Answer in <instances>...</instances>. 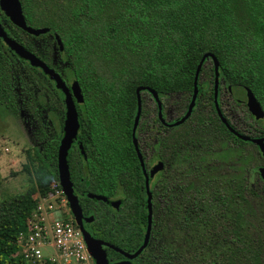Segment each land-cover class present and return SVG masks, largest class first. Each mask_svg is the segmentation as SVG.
<instances>
[{
	"label": "trees",
	"instance_id": "trees-1",
	"mask_svg": "<svg viewBox=\"0 0 264 264\" xmlns=\"http://www.w3.org/2000/svg\"><path fill=\"white\" fill-rule=\"evenodd\" d=\"M20 2L30 27L49 29L55 43V35L62 40L64 52L57 48L64 67L53 66L48 45L30 42L31 36L13 26L0 9L9 37L58 74L73 77L82 89L78 138L86 159L73 148L68 165L83 214L94 218L88 233L134 254L144 243L148 225L146 180L133 145L137 90H153L161 100L181 94L189 103L197 69L205 55H212L225 84L236 91L250 90L264 109V0ZM38 72L53 83L0 38V110L18 116L21 106L45 108L33 89ZM37 114L34 110L38 145L26 154L23 167L32 185L0 203V264H29L20 256L18 242L39 209L36 195L51 192L54 184L62 191L58 153L65 114L51 112L48 121ZM208 117L194 112L170 136L168 163L178 162L186 170L154 180L152 237L135 264H264V197L248 193L244 166L231 173L207 166L235 151L244 154L247 144L218 118ZM182 175L185 186H176ZM89 194L110 201L121 197L120 210L89 199ZM106 251L113 262L124 259Z\"/></svg>",
	"mask_w": 264,
	"mask_h": 264
},
{
	"label": "rangeland",
	"instance_id": "rangeland-1",
	"mask_svg": "<svg viewBox=\"0 0 264 264\" xmlns=\"http://www.w3.org/2000/svg\"><path fill=\"white\" fill-rule=\"evenodd\" d=\"M50 34V33H49ZM44 35L41 37L29 38L30 42L37 45H48L47 51L52 59L53 66L64 67L65 60L64 56L58 51L57 45L51 35ZM213 63L212 60H207L203 67V73L200 75L199 79V89H212L213 84ZM65 83L70 87L75 79L71 76H66L64 72L59 73ZM34 77L36 79L33 86L35 96L39 97L42 102H44L45 108L39 105H33L32 111L26 110L20 107V112L18 116H12L5 109L0 110V203L11 198L24 194L31 187V177L23 172V167L26 165V154L31 152L37 147L38 143L35 138L36 131L39 129V124L35 120L34 110L37 111V115L45 121H48L49 114L52 112L57 116L62 117L66 114L65 96L56 89L55 83H50L47 81L41 73H35ZM220 89H231L226 84L222 83ZM234 101L237 99L246 98L243 91L233 90ZM143 99V116L141 122L144 126L148 124L150 120L158 116V109L155 99L149 93H142ZM188 96H177L171 101V107L175 108L179 117L184 114ZM162 106L167 102V97L162 98ZM180 106V107H178ZM234 115L230 117V121L233 126L244 135H250L252 129L255 127V123L245 106L233 104ZM65 117V115H64ZM264 123L260 124L262 126ZM148 132L144 127L138 139L142 140L147 138ZM139 140V141H140ZM76 146V143H75ZM8 148L9 152H5ZM252 157V158H251ZM249 160L253 166H250L248 172V193L256 194L264 197V182L260 179L258 172L256 170L257 164L264 165L262 162V156L260 155L259 149L251 144L245 147V153L242 154L239 151H235L234 155L230 158L217 161H209L207 163L208 167H219L222 173H231L239 167L245 165V161ZM216 165V166H215ZM183 169V170H181ZM185 165L182 166L178 162H174L172 165L169 164L165 173L161 175L171 174L176 175L184 172ZM161 175L159 177H161ZM176 186L183 187L186 184V180L183 175L180 176L178 181L174 182ZM58 184H54L51 187V192L45 193L42 196L39 191L36 198L39 200V209L35 213L34 218L39 221L44 227L48 228L51 232L52 225L56 221L62 219H70L73 217L70 208L67 204V199L61 191ZM114 200H122L121 197ZM162 206V205H161ZM52 207V209H50ZM154 213V211H153ZM161 210H157L155 215L156 221L160 219ZM42 257L44 259H49L51 257L57 258L56 249L46 246L42 248ZM58 260V258H57ZM29 264H34L33 262ZM38 264H48L46 262H38Z\"/></svg>",
	"mask_w": 264,
	"mask_h": 264
},
{
	"label": "water",
	"instance_id": "water-1",
	"mask_svg": "<svg viewBox=\"0 0 264 264\" xmlns=\"http://www.w3.org/2000/svg\"><path fill=\"white\" fill-rule=\"evenodd\" d=\"M0 9L2 13H4L5 16L10 20L13 26L27 33L29 36L38 38L50 33L49 29H35L27 24L20 0H0ZM0 38L5 42V44L9 47V49L12 52H14L20 59L28 62L32 68L41 70L45 76L49 77L50 81L55 83L56 89L62 92V94L65 96L66 114H65V121L63 126V138L61 139L59 153H58V172H59L60 186L62 188L63 194L67 199V204L70 208V211L79 226L84 243L91 257L95 261V264H134L133 261H135L144 252V250L148 248L152 237L154 213H153V195L150 188V180L151 178H154L159 172H162L165 169V165L163 163H160L157 166H155L148 175L145 169L144 158L140 151L137 131L141 122L142 109H143V101L141 94L145 90L141 88L137 90L138 113L135 119V124L133 129V145L138 155V159L141 163V166L143 168L145 180H146V191L148 197L147 199L148 225L142 247L136 253L128 254L125 253L124 251L117 249L113 245H110L108 243L93 238L84 228V222L92 223L94 221V218L93 217L85 218L83 214V210L79 203V198L74 193L73 184L71 182L70 168L68 165L69 153L72 150V147L75 144V142L78 141V136L80 132V121H79V113L77 106L84 104V96L79 83L75 81L69 87L65 83V81L63 80L60 74H58L54 69L50 68L39 57L28 51L24 46L20 45L17 41L9 37L1 20H0ZM55 39L59 51L63 53L64 45L62 40L57 35H55ZM207 60H212L214 66V73H215L214 89L216 90V106L218 108L219 116L221 117L222 121L226 124L229 131L232 134H234L237 139L243 142H252L254 145H257L259 147L262 156L264 157V139H251L247 135L239 134L228 124L226 119L223 117L221 111L219 110V106L217 102V91L220 86L219 63L217 59L212 55H205V57L201 61L195 75L194 93L192 95V101L190 103L188 113L181 121L176 123V126L183 124L186 120H188L192 116L193 110L195 109L196 106V100L199 95V79H200L201 71ZM147 93L152 95L153 98L155 99L157 107L159 109V119L161 121H164L162 115V101L159 98L158 94L150 89L147 90ZM246 93H247V99L240 102L247 105L250 114L256 120H263L264 110L261 104L258 102L256 97L252 94L250 90H246ZM79 150L81 154L85 156L84 148L80 143H79ZM259 173L261 179L264 180V168H262L259 171ZM88 198L91 200L108 203L111 205L112 208L116 210H119V208L122 205L121 200L110 201L105 197L96 196L93 194H89ZM106 249H111L116 251L117 253H120L125 258V260L120 262H112L108 258Z\"/></svg>",
	"mask_w": 264,
	"mask_h": 264
},
{
	"label": "flooded vegetation",
	"instance_id": "flooded-vegetation-1",
	"mask_svg": "<svg viewBox=\"0 0 264 264\" xmlns=\"http://www.w3.org/2000/svg\"><path fill=\"white\" fill-rule=\"evenodd\" d=\"M213 70H214V68H213ZM212 78H213V83L211 82V84H213L212 89H201V88L199 89V95H198V98L196 100V106H195V109L193 110L192 115L194 114V112H196L198 115H201V117L209 116L212 118H218L220 123L229 131L226 124L222 121L221 117L219 116L218 108L216 106V90L214 89L215 73H214ZM222 83L225 84L223 79L220 77V86H219V89L217 91V102H218L219 110L221 111L223 117L226 119L228 124L234 130H236L239 134H242V133H240V131L238 129H236L233 126V124L230 121V117H232V115H234L233 104H236L237 106L242 105L248 109L246 104H243L242 102H240V101L247 99V93H246V91H243L246 95V98L237 99L236 101H234V97H233V90L234 89H220ZM177 96H183V95L178 94V95L167 96V102L165 103L164 106H162V115H163L164 121H161L159 119V109L157 107L158 116L154 117L152 120H150L147 125L144 126V124H143L140 127L139 132L137 131L138 136L140 135V133L142 132L144 127L146 128V130L148 132L147 138H144L142 140L138 139V140H140L139 141V147H140V151H141L143 158H144L145 169H146L147 174L149 175L150 172L152 171V169L155 166H157L158 164L163 163L165 165V169L162 172H159L154 178H151V180H150L151 191L153 189L154 180H156L161 174L165 173L166 169L169 166V163H168V161H169V150H170L169 146H170V136H171L172 132L183 127L192 117L191 116L183 124L176 126V123L181 121L186 116V114L188 113L189 106H190V103L192 101V97H191L190 102L187 103V107L184 106L186 108L184 111V114L181 117H179L180 114L175 112L174 107H171V101L174 98H176ZM178 107H180V106H178ZM248 112H249V109H248ZM252 119H253V122L255 123V127L252 129V132L250 133V135H247V136L250 137L251 139H264V136H263L264 124L262 126H260V124L264 123V119L263 120H256L253 116H252ZM140 123H142V122H140ZM232 135L236 138V136L234 134H232ZM242 135H244V134H242ZM160 142H161V146H160ZM75 143H76V146L74 144L72 149L73 148L79 149V143H80L79 138H78V141ZM245 143L247 145L248 144L254 145L252 142H245ZM254 146H256L259 149V147L257 145H254ZM259 152H260V150H259ZM260 155L262 156L261 152H260ZM262 161H263L262 163L264 164V157L263 156H262ZM250 166H253V164H251L249 162V160L247 159L245 161V165H244L245 170H247V172H249ZM141 168H142V166H141ZM262 168H264V165L257 164L256 170L258 172L260 179H261V176H260L259 171ZM142 171H143V168H142ZM143 175H144V171H143ZM144 177H145V175H144ZM261 180L264 182L263 179H261ZM145 191H146V186H145ZM146 196H147V191H146ZM147 199H148V197H147ZM112 201H115V200H112ZM112 209H114V208H112ZM114 210H116V209H114ZM119 210H120V208H119ZM119 210H116V211H119ZM85 218H90V217L85 216ZM89 224H91V223L84 222V228L86 229L87 232H88L87 226ZM123 260H125V258L120 260V261H123ZM120 261H118V262H120ZM133 263H134V261H133Z\"/></svg>",
	"mask_w": 264,
	"mask_h": 264
},
{
	"label": "built area",
	"instance_id": "built-area-1",
	"mask_svg": "<svg viewBox=\"0 0 264 264\" xmlns=\"http://www.w3.org/2000/svg\"><path fill=\"white\" fill-rule=\"evenodd\" d=\"M5 152H9V149L6 148ZM18 245L20 256L28 263L95 264L74 217L54 222L51 232L33 218L29 221L27 232L20 236ZM46 246L56 249L58 260L55 257H42L41 250Z\"/></svg>",
	"mask_w": 264,
	"mask_h": 264
}]
</instances>
